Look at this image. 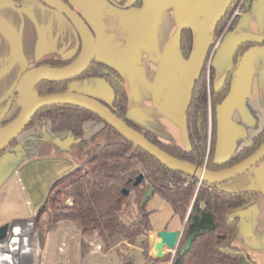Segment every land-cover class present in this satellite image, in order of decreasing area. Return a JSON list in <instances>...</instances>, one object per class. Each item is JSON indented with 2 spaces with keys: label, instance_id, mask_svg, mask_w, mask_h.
Here are the masks:
<instances>
[{
  "label": "crops",
  "instance_id": "0c3cea01",
  "mask_svg": "<svg viewBox=\"0 0 264 264\" xmlns=\"http://www.w3.org/2000/svg\"><path fill=\"white\" fill-rule=\"evenodd\" d=\"M66 1L92 30L97 44L95 59L121 75L128 95L127 116L143 131L166 144L190 149L187 110L195 80L213 45L210 63L215 69L216 88H221L227 75L232 74L231 91L216 107L215 162L230 160L264 130V0H254L236 27L219 39L214 35L215 25L232 0H142L141 6L130 7H125L129 0H114L118 5L109 0ZM183 27L194 33L188 60L183 59L180 45ZM81 49V38L65 15L40 0H0V106L19 86L26 71L43 62L70 60ZM68 90L107 104L114 98L113 90L101 78L74 80ZM87 126L92 127L91 135L102 127L87 122L85 138L91 136L86 135ZM75 139L70 132L53 133L48 119L36 121L16 144L0 153V198L15 195L21 204L20 196L29 194L26 187H19L23 172H29L26 177L32 181L36 167L49 159L67 155L76 168L79 161L71 150ZM221 187L232 192H257V201L234 215L239 219L235 246L254 264H264V158ZM155 197L160 198L154 195L148 203L153 228L149 254L160 259L158 253L153 254L160 233L182 232L183 223L168 203L163 199L156 202ZM3 203L1 200L0 206ZM14 216L0 220V228ZM68 223L83 241L75 223L61 221L57 225ZM85 243L89 249L83 255L81 243L83 264H121L117 248L127 244L119 242L114 248L97 252L94 244H101L97 238ZM141 245L142 238L129 245L136 264L145 263ZM165 248L163 254L167 256L171 250Z\"/></svg>",
  "mask_w": 264,
  "mask_h": 264
},
{
  "label": "trees",
  "instance_id": "16d2710c",
  "mask_svg": "<svg viewBox=\"0 0 264 264\" xmlns=\"http://www.w3.org/2000/svg\"><path fill=\"white\" fill-rule=\"evenodd\" d=\"M109 1L118 5L114 0ZM253 1H231L225 14L215 25L216 39L236 27L241 15L251 9ZM141 4L142 0H136L133 6ZM236 11H239V14H236ZM180 45L183 59L188 60L194 48V33L190 28L181 29ZM213 47L214 45L211 46L195 80L187 110L191 145L189 150L160 141L128 118L127 90L121 75L111 66L95 59L88 69L74 80L93 77L105 80L113 90L114 98L111 104L101 102L116 116L171 156L211 171H218L232 167L252 155L264 143V130L249 146L230 160L215 162L216 107L231 91L232 74L227 75L221 88H216L215 69L210 63ZM80 53L81 51L66 61L43 62L39 67L66 68L78 59ZM74 80L38 82L33 88L32 96L42 97L68 92L69 84ZM17 89L18 87L0 106V127L14 120L21 110ZM44 118L49 120L53 133L70 132L76 138L71 144V150L80 163L54 183L40 209L37 222L47 215L48 229L54 228L61 221L75 223L83 238V255L89 249L85 241L93 238L100 241L104 251L125 241L128 245L122 244L117 248L121 264H136L129 245L142 238L144 264H167L170 254L162 259H154L149 254V234L153 230L150 219L152 212L148 210L151 199L144 204V198L147 190L152 187L154 195L168 203L183 223L176 262L179 260V264H254L243 250L235 246L239 219L234 215L257 201L256 191H227L221 185L200 182L197 178L171 170L151 154L125 139L99 116L83 108L71 105L45 107L37 112L26 130ZM87 122L100 123L102 126L90 138H85ZM16 142L17 140L13 141L9 146ZM141 175L143 179L135 185ZM66 199H70L69 204L65 203ZM193 236L190 250L182 255L183 248Z\"/></svg>",
  "mask_w": 264,
  "mask_h": 264
},
{
  "label": "water",
  "instance_id": "95a60500",
  "mask_svg": "<svg viewBox=\"0 0 264 264\" xmlns=\"http://www.w3.org/2000/svg\"><path fill=\"white\" fill-rule=\"evenodd\" d=\"M50 8L65 15L77 30L81 41L82 49L78 59L70 66L63 69H49L45 67H36L26 71L18 86V100L21 110L17 117L6 125L0 127V153L5 150L13 141L26 130L37 112L45 107L52 105H71L88 110L99 116L112 128H114L125 139L135 146L142 148L153 157H155L164 166L171 170L181 172L190 177L197 178L200 182H206L212 185L225 184L241 175L249 172L264 158V143L249 157L240 163L218 171H211L206 167L192 164L188 161L175 158L162 150L160 147L149 141L142 133L130 127L123 119L116 116L112 110L103 104L100 100L88 95L65 92L52 94L42 97H33L32 91L34 86L41 81H69L80 77L95 60L97 49L95 36L85 21V19L75 11L64 0H40ZM136 0H129L125 7H130ZM143 176H139L135 185H138ZM128 194V192H126ZM154 196V189L151 187L147 190L144 204ZM37 219V218H36ZM31 221H18L7 224L0 229V234L13 232L24 223L29 224ZM162 242L158 244L159 248L164 245L173 250L179 244L182 232H162L160 233ZM194 236L191 237L182 250V255L190 250ZM158 258H164L161 251L157 254ZM179 264V260H177Z\"/></svg>",
  "mask_w": 264,
  "mask_h": 264
},
{
  "label": "rangeland",
  "instance_id": "374dc122",
  "mask_svg": "<svg viewBox=\"0 0 264 264\" xmlns=\"http://www.w3.org/2000/svg\"><path fill=\"white\" fill-rule=\"evenodd\" d=\"M86 128V135H91L92 127L87 126ZM64 156H66L64 159H49L42 166H37L32 181L29 177H26L30 173L28 172L26 175V172H23V179L19 182V187H26L31 197L29 194L27 196L23 193L22 197L20 196L21 204L19 198L15 195L8 196L6 199L0 198V201L4 202L0 206V220L14 214V218L9 220L8 224L35 220L34 228L39 234L41 246L39 264H83L82 239L73 225L68 223L48 229L47 215H44L39 222L36 219L54 183L75 169V161L68 158L67 155ZM158 200L162 199H155L156 202ZM13 203L16 207L12 205ZM65 203L69 204L70 199H66ZM19 212L21 213L18 217ZM161 216H165L164 211L161 212ZM5 225L7 224L5 223L1 227Z\"/></svg>",
  "mask_w": 264,
  "mask_h": 264
},
{
  "label": "built area",
  "instance_id": "2783aa9c",
  "mask_svg": "<svg viewBox=\"0 0 264 264\" xmlns=\"http://www.w3.org/2000/svg\"><path fill=\"white\" fill-rule=\"evenodd\" d=\"M236 14H239V11H236ZM24 225H30L32 227L31 229V244L33 245V253L34 255H37V262L36 264H39V257L41 253V246L39 243V234L34 228L35 225V220H31L29 224L24 223L20 226H17L15 231L19 228H23ZM13 232H7L6 233H1L0 234V264H17L15 256L12 252V245H13V239L14 236H12L10 233H15ZM92 244V243H91ZM179 244L176 245V248L171 250L169 254L171 255L169 261L167 264H176V255H177V249H178ZM94 249L97 252H102L103 247L101 244H94Z\"/></svg>",
  "mask_w": 264,
  "mask_h": 264
},
{
  "label": "bare ground",
  "instance_id": "6f19581e",
  "mask_svg": "<svg viewBox=\"0 0 264 264\" xmlns=\"http://www.w3.org/2000/svg\"><path fill=\"white\" fill-rule=\"evenodd\" d=\"M31 229L30 225H24L23 228L17 229L15 233H10L14 236L12 252L17 264H36L37 262V255H34L33 245L31 244ZM5 233L8 234L9 232ZM165 247V245L162 248H159V246L154 247L153 254L164 252Z\"/></svg>",
  "mask_w": 264,
  "mask_h": 264
}]
</instances>
